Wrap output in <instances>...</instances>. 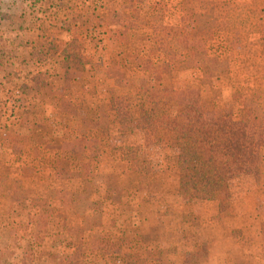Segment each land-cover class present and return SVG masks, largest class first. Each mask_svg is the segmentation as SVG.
Returning <instances> with one entry per match:
<instances>
[{"label": "rangeland", "instance_id": "1", "mask_svg": "<svg viewBox=\"0 0 264 264\" xmlns=\"http://www.w3.org/2000/svg\"><path fill=\"white\" fill-rule=\"evenodd\" d=\"M256 97L264 0H0V264H264V148L224 205L179 194L152 132Z\"/></svg>", "mask_w": 264, "mask_h": 264}, {"label": "trees", "instance_id": "2", "mask_svg": "<svg viewBox=\"0 0 264 264\" xmlns=\"http://www.w3.org/2000/svg\"><path fill=\"white\" fill-rule=\"evenodd\" d=\"M76 40H72L71 49L76 48ZM69 52L64 50V57L72 62L75 56ZM157 78H161L159 73L153 75L154 80ZM244 110V118L239 120H208L198 104L189 100L175 111L163 112L159 123L152 125L154 134L159 127L176 134L181 196L219 200L226 205L231 196V181L255 172L264 148V102L252 98L244 103ZM58 264L83 263L79 254L74 253L58 256Z\"/></svg>", "mask_w": 264, "mask_h": 264}, {"label": "crops", "instance_id": "3", "mask_svg": "<svg viewBox=\"0 0 264 264\" xmlns=\"http://www.w3.org/2000/svg\"><path fill=\"white\" fill-rule=\"evenodd\" d=\"M240 216H242V215H240Z\"/></svg>", "mask_w": 264, "mask_h": 264}]
</instances>
